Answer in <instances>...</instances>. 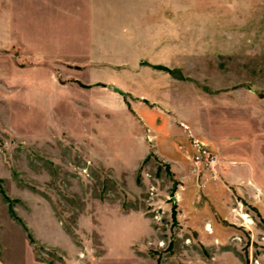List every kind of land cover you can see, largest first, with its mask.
Segmentation results:
<instances>
[{
    "label": "rangeland",
    "instance_id": "1",
    "mask_svg": "<svg viewBox=\"0 0 264 264\" xmlns=\"http://www.w3.org/2000/svg\"><path fill=\"white\" fill-rule=\"evenodd\" d=\"M155 3L167 36L151 42L58 38L21 26L17 4L0 27L10 264H264V222L237 169L264 167V0ZM150 13L123 10L118 24ZM145 68L167 72L163 113L136 96L154 94Z\"/></svg>",
    "mask_w": 264,
    "mask_h": 264
},
{
    "label": "crops",
    "instance_id": "2",
    "mask_svg": "<svg viewBox=\"0 0 264 264\" xmlns=\"http://www.w3.org/2000/svg\"><path fill=\"white\" fill-rule=\"evenodd\" d=\"M150 1L154 4L146 7L141 5L139 7L138 4H134L136 0H0V27H4V29L11 27L13 24L12 11L18 5L21 26L46 27L56 33L58 38H153L149 41L151 42L155 40L154 38H166L167 36L165 23V11L167 9L165 5L157 7L155 0ZM147 7L151 13L145 14L142 22H139V15L137 16V21L135 17L132 20L133 22L128 21V25L133 23L137 27L119 26L118 21L120 20L121 23L124 18V15L120 14L121 11L133 10L134 8L147 10ZM130 17L131 15H128V20ZM162 18L164 24L162 25L161 22L156 24ZM152 49L155 51L157 48L153 47ZM164 50L166 49L164 48ZM144 57L155 58V54H145ZM155 65L157 64L155 63ZM158 65L165 67L167 64L164 62L158 63ZM155 69H144L145 71L154 72L156 75V77L151 79L153 80L152 83L148 81L152 86L151 89L154 90L153 97L148 99L142 94H137L136 96L139 99L148 100L155 111L163 113L161 108L167 103L165 94L167 90V72ZM73 80L78 82V80ZM134 80V82L139 84L142 83L136 78ZM235 141L234 143L238 142ZM241 161L244 162L242 163L243 166H237V169L246 173L245 189L250 196L247 199L250 205L259 212L258 214L264 222V167L258 170L249 161L244 159H241ZM1 246L0 264H10L9 245L6 242L3 244L5 259L1 256Z\"/></svg>",
    "mask_w": 264,
    "mask_h": 264
},
{
    "label": "built area",
    "instance_id": "3",
    "mask_svg": "<svg viewBox=\"0 0 264 264\" xmlns=\"http://www.w3.org/2000/svg\"><path fill=\"white\" fill-rule=\"evenodd\" d=\"M201 158H202L201 156H198V155L195 156V160L196 161H194V163L196 164V163H199L200 161H202ZM206 160H207L206 164L208 165V167H210L212 170L217 172L218 169H219V166H220V164H219L220 163L219 156L209 154V155H207Z\"/></svg>",
    "mask_w": 264,
    "mask_h": 264
},
{
    "label": "trees",
    "instance_id": "4",
    "mask_svg": "<svg viewBox=\"0 0 264 264\" xmlns=\"http://www.w3.org/2000/svg\"><path fill=\"white\" fill-rule=\"evenodd\" d=\"M157 67H159L160 69L162 68V67H160V66H157ZM159 68H158V69H159ZM164 70L167 71L166 68H164ZM84 87H85V88H89V86H84ZM0 192L2 193V190H0ZM173 217H174V213H173Z\"/></svg>",
    "mask_w": 264,
    "mask_h": 264
}]
</instances>
